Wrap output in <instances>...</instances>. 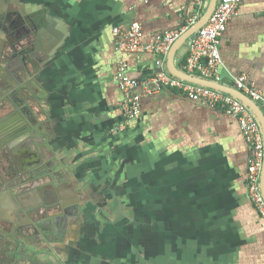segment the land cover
I'll return each mask as SVG.
<instances>
[{
  "label": "crops",
  "instance_id": "0c3cea01",
  "mask_svg": "<svg viewBox=\"0 0 264 264\" xmlns=\"http://www.w3.org/2000/svg\"><path fill=\"white\" fill-rule=\"evenodd\" d=\"M0 13V41L21 52L31 110L52 130L31 146L42 173L31 186L70 188L79 201L64 220L67 264H264V219L248 185L253 151L235 118L172 89L144 96L123 130L119 68L136 80L158 75L159 64L170 74V52L124 53L114 31L139 24L146 44L181 31L197 14L192 0H0ZM31 20L49 25L44 36ZM194 36L176 53L182 72ZM220 53V84L234 89L246 75L264 94V0L242 1ZM112 201L129 225L109 220L101 231L99 207Z\"/></svg>",
  "mask_w": 264,
  "mask_h": 264
},
{
  "label": "flooded vegetation",
  "instance_id": "af4514ba",
  "mask_svg": "<svg viewBox=\"0 0 264 264\" xmlns=\"http://www.w3.org/2000/svg\"><path fill=\"white\" fill-rule=\"evenodd\" d=\"M8 44L0 41V264H23L22 254L40 238L46 244L48 238L53 244L66 242L64 220L79 213L80 205L70 188L31 186L42 176L34 170L41 156L31 146L44 144L47 125L38 120L43 111L35 118L29 104L28 64L20 51L11 55Z\"/></svg>",
  "mask_w": 264,
  "mask_h": 264
},
{
  "label": "built area",
  "instance_id": "2783aa9c",
  "mask_svg": "<svg viewBox=\"0 0 264 264\" xmlns=\"http://www.w3.org/2000/svg\"><path fill=\"white\" fill-rule=\"evenodd\" d=\"M242 1L218 0L209 21L190 42L184 73L213 83L221 82L219 73L222 66L221 39L229 22L238 14ZM192 2L196 6L197 14L189 20L190 23L185 29L159 35L150 43L143 42L144 33L139 24H133L125 33L115 30L114 33L120 34L124 39V42L120 44V51L134 55H167L173 44L192 25L197 23L206 11L207 0H192ZM115 81L124 95L125 125L123 130L131 126L140 116L144 96L172 89L179 91L193 102L205 103L213 109H222L226 114L235 118L253 151L248 169L249 195L258 214L264 219V194L261 183L264 169V135L259 121L242 101L224 92L192 84L167 73H161L144 80H136L129 76L127 65H122L119 68ZM234 89L264 108V94L258 90L254 83L249 81L246 75L234 79Z\"/></svg>",
  "mask_w": 264,
  "mask_h": 264
},
{
  "label": "water",
  "instance_id": "95a60500",
  "mask_svg": "<svg viewBox=\"0 0 264 264\" xmlns=\"http://www.w3.org/2000/svg\"><path fill=\"white\" fill-rule=\"evenodd\" d=\"M218 0H207L206 2V11L204 13V15L201 17V19L195 23L193 26H191L185 33H183L181 35V37L173 44L170 53L168 54V72L183 81L192 83V84H197V85H201L203 87H207V88H211L220 92H224L226 94H229L233 97H236L237 99H239L240 101H242L254 114V116L256 117V119L259 121L261 127H262V131H263V135H264V111L262 110V108L254 103L249 97H247L246 95H244L243 93L230 88V87H226L220 83H213L210 81H206L191 75H188L182 71H180L176 66H175V56L176 53L178 51V49L184 44L186 43L192 36H194L201 28H203L206 23L209 21L210 17L212 16L213 12L216 9ZM0 15L5 16V13H0ZM34 29L36 30V32L39 33V37L43 35V30L47 29L49 25L42 24L41 27L42 29H38V25L35 24L37 21L31 20ZM49 29V28H48ZM47 29V30H48ZM44 36V35H43ZM40 42V40H38ZM158 67L160 68L157 73L161 74L163 72L162 69V64L158 65ZM34 152V151H32ZM261 183H262V191L264 194V169H263V173H262V179H261Z\"/></svg>",
  "mask_w": 264,
  "mask_h": 264
},
{
  "label": "rangeland",
  "instance_id": "374dc122",
  "mask_svg": "<svg viewBox=\"0 0 264 264\" xmlns=\"http://www.w3.org/2000/svg\"><path fill=\"white\" fill-rule=\"evenodd\" d=\"M47 128L49 129V131L47 129V132L49 134L52 133V130L49 127H47ZM112 204L113 205H111V202L110 203L106 202L103 204L102 207H99L100 210H98L99 213H97V216H96L97 217V219H96L97 223L96 224L98 225V228L101 231L103 229V226H105L109 222V220L111 222H114V223L124 221V222H126V226L129 225L127 223V221L124 219V217L121 215L120 210L118 211V209H117L115 211L114 209H112V208L116 207V205L114 204L113 201H112ZM130 227H131L130 230L132 231L131 234L135 238L136 237L135 233H137V227L135 226V224L133 226H130ZM76 234H78V233H76ZM61 244L62 243H60V245L51 246L50 244L44 243V241L40 238L38 240V246L30 249L29 252H25L22 254V256L24 257L22 259L23 260L22 262H23V264H51V263L56 264L55 262L54 263L52 262V260H54V259H52V257L47 254L48 252L55 250L56 252H58V255L60 256V260L63 262V264H67L66 263L67 259L70 260V256H71V252L69 251V249H71L70 247L73 246V242L66 243L69 246L65 244L64 247ZM68 264H70V263H68ZM78 264H87V263H85L83 261H79Z\"/></svg>",
  "mask_w": 264,
  "mask_h": 264
}]
</instances>
